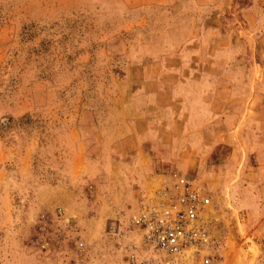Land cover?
<instances>
[{
	"label": "rangeland",
	"instance_id": "rangeland-1",
	"mask_svg": "<svg viewBox=\"0 0 264 264\" xmlns=\"http://www.w3.org/2000/svg\"><path fill=\"white\" fill-rule=\"evenodd\" d=\"M264 0H0V264H189L129 216L207 193L213 264H264Z\"/></svg>",
	"mask_w": 264,
	"mask_h": 264
},
{
	"label": "built area",
	"instance_id": "built-area-1",
	"mask_svg": "<svg viewBox=\"0 0 264 264\" xmlns=\"http://www.w3.org/2000/svg\"><path fill=\"white\" fill-rule=\"evenodd\" d=\"M209 198L193 180L179 177L129 216L143 246L189 264L219 262L226 242L212 238L206 211Z\"/></svg>",
	"mask_w": 264,
	"mask_h": 264
},
{
	"label": "crops",
	"instance_id": "crops-1",
	"mask_svg": "<svg viewBox=\"0 0 264 264\" xmlns=\"http://www.w3.org/2000/svg\"><path fill=\"white\" fill-rule=\"evenodd\" d=\"M258 1V0H257ZM262 19H264V18H262Z\"/></svg>",
	"mask_w": 264,
	"mask_h": 264
}]
</instances>
